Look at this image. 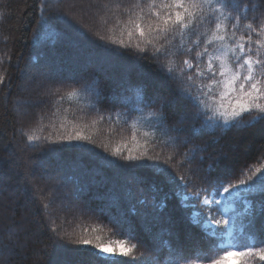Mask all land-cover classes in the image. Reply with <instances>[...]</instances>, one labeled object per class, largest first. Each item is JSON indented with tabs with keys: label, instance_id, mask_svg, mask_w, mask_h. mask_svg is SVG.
<instances>
[{
	"label": "snow or ice",
	"instance_id": "1",
	"mask_svg": "<svg viewBox=\"0 0 264 264\" xmlns=\"http://www.w3.org/2000/svg\"><path fill=\"white\" fill-rule=\"evenodd\" d=\"M38 13L31 43L51 53L49 71L33 73L41 64L33 55L10 101L0 218L11 223L0 228V264H264V145L239 167L231 160L248 154L247 143L217 147L218 130L264 138V0H86L67 10L40 0ZM85 16L94 28L81 23ZM66 59L86 75L53 88ZM109 68L119 69L110 88L99 78ZM10 82L0 71V92ZM64 89L60 101H88L80 117L88 122L64 116L57 127L59 108L48 125L37 116ZM37 151L74 176L111 184L112 198L90 200L91 182L65 191L50 175L37 186ZM37 191L30 202L39 220H14L21 196ZM172 199L179 216L156 210ZM84 217L97 227L76 234ZM105 229L127 239L105 240Z\"/></svg>",
	"mask_w": 264,
	"mask_h": 264
},
{
	"label": "trees",
	"instance_id": "2",
	"mask_svg": "<svg viewBox=\"0 0 264 264\" xmlns=\"http://www.w3.org/2000/svg\"><path fill=\"white\" fill-rule=\"evenodd\" d=\"M82 0H47V3L52 7H59L62 10H67V5L73 3H81ZM40 0H0V14H2V19H0V56L5 57V62L3 65H0V71L7 70V75L10 77L11 82L7 83L5 87H3L2 92H0V142H7L13 136V122L11 115V104L10 101L16 95V85L20 83V75L21 70L24 69L30 63V58L37 53L40 56L41 64L39 69H36L35 73L39 72H48V64L50 60L48 59L51 55L47 48L37 50L32 47V38L33 33L36 30V21L39 18L38 13V5ZM77 19H80L78 16ZM81 23L84 24L86 28H94L95 21L88 16H85ZM5 36H10L12 39H9L5 44L3 38ZM27 41V43H26ZM61 55H66L62 50H58ZM22 54V58H21ZM7 56H11L12 59L9 62L7 60ZM59 63V61H57ZM118 68H109L106 70V74H101L99 77L102 81V86L111 87L112 80L109 76H115L118 74ZM86 73L83 70L76 71L72 68L70 63L65 60V64L61 65L60 71L55 74V81L52 84L53 88L60 87L61 85H73L75 86V80L85 76ZM70 89H64L60 94H57L53 97H46L45 103L41 106V109H36L35 113L37 116H43V123L45 125L49 124V117L52 112H56L57 108L60 109L59 113H57L56 117H53V122L59 126L61 118L66 116L68 121H74L77 123L80 122H88V119L80 120V117L83 116V112L81 109L86 110V104L88 101L83 97H73L71 99H65L63 101L59 100V96L63 95L65 91ZM5 97H8V101H5ZM58 102V103H57ZM101 129L104 130L105 135L107 134V130L110 125L108 123H103L98 125ZM50 129H46L45 134ZM39 134V133H38ZM124 135H130V129L126 128ZM19 138V137H18ZM217 138H220V145L217 147H225L227 150V146H231L235 148L236 142L247 143L249 145V152L247 155L242 153L234 154V158L231 160L233 166L239 167L242 165L245 160L249 163L254 161V157L257 154V151L260 149L261 145H264V138H261L257 133L253 136L250 132L242 131L237 132L236 130L229 131L227 134L217 131ZM206 139H211V137H206ZM22 146V145H21ZM8 152L0 149V158H6ZM34 156V166H36L37 170L39 168L44 169L42 173H39L37 177L33 180V183L37 186H42L43 181L40 180L41 175L52 176L54 177V181L56 183L63 185V190L67 191L75 187V185L79 182H83L85 184L92 183L93 188L92 192L86 193L90 200L93 199L94 195L106 196L108 192V188L111 187V184L108 185V188L104 187L102 183H99L101 178L96 177L93 178L91 176H80L75 175L63 169L61 167V162L52 155H49L45 152H35L32 153ZM24 158V154H21V159ZM16 177L13 175V179L10 181L11 183L16 182ZM40 196L38 193L33 197L30 194L28 197L21 196L19 200L20 207L18 208L17 214L13 217L14 220L20 221L21 218L25 215H28L33 220H39L40 213L37 209L31 204V199L37 198ZM112 197L106 196L107 199H111ZM95 203H100L99 199L94 200ZM25 204H31L30 209H25ZM151 205V202H150ZM28 210V211H27ZM158 212H163L165 215L171 214L172 216H179L184 209L178 206L177 200L172 199L168 201V205L166 209H156ZM196 209H192L191 211H195ZM201 211L204 209L201 208ZM10 220H4L0 218V228L4 227L6 224H10ZM106 224L107 221H104ZM98 222H93L89 220L87 217L82 218V222H77L75 227V233H80L84 228L97 227ZM68 231H72V227L68 228ZM105 240L119 241L122 239H127L122 233H110L105 229L103 233H100ZM46 237H41V240H45ZM135 242V241H133ZM37 247H43L44 245L40 242H36ZM49 251L51 249L49 248ZM44 259V258H42ZM234 264V261L231 263Z\"/></svg>",
	"mask_w": 264,
	"mask_h": 264
},
{
	"label": "rangeland",
	"instance_id": "3",
	"mask_svg": "<svg viewBox=\"0 0 264 264\" xmlns=\"http://www.w3.org/2000/svg\"><path fill=\"white\" fill-rule=\"evenodd\" d=\"M81 2L86 3V0H82ZM32 72L35 73V72H36V69L33 68V69H32ZM43 171H44V169L39 168V169L37 170V175H38L39 173H42ZM15 183H16V182H15ZM15 183H14V184H15ZM37 193H38V191L35 193V195H36ZM30 205H31V204H28V210H29L30 207H31ZM28 210H27V211H28Z\"/></svg>",
	"mask_w": 264,
	"mask_h": 264
}]
</instances>
